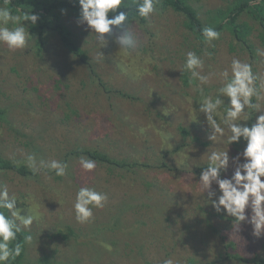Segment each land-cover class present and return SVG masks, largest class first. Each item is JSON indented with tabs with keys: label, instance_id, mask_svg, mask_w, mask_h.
Instances as JSON below:
<instances>
[{
	"label": "rangeland",
	"instance_id": "1",
	"mask_svg": "<svg viewBox=\"0 0 264 264\" xmlns=\"http://www.w3.org/2000/svg\"><path fill=\"white\" fill-rule=\"evenodd\" d=\"M229 1L188 3L205 19L207 11L225 8ZM78 16L64 11L62 21L86 52L90 67L69 53L55 33L38 52L37 34L26 22L33 39L29 37L25 49L10 51L0 45V109L5 110L0 157L27 166V154L34 153L37 161L68 164L64 177L46 169L34 177L0 170V183L15 195L17 207L25 209L21 215L31 206L37 217L25 229L33 236L24 245L25 261L44 264L45 254L54 264H163L168 258L176 264H209L227 251L248 259L264 257V233L255 236L248 222L234 231L233 218L225 211L217 213L198 183L210 152L229 147L234 157L246 142L228 145L226 138L208 139L204 116L193 121L191 115L200 93L195 83L185 84L181 74L185 72L189 81L190 74L183 70L187 51L202 56L205 72L217 73L229 68L233 57L249 62V52L226 30L213 41L214 47L202 43L185 27L184 18L168 9L158 11L143 27L135 24L141 43L124 56L110 38L105 46L97 42L96 34L78 23ZM115 39H121L119 33ZM258 44L256 51H264ZM100 51L103 57L98 60ZM253 65L254 72L264 74V57L258 51ZM221 80L214 76L203 86L204 94L215 96ZM255 103L264 108V90ZM218 111L223 115L222 108ZM182 128L188 132L185 136ZM80 147L100 150L128 166L96 163V169L86 173L79 157L69 156ZM134 164L138 166L132 168ZM234 167L230 160L221 178H231ZM82 185L108 196L87 223H78L73 210ZM217 187L212 185L213 190ZM246 215L250 219V208ZM66 228L75 236L53 237Z\"/></svg>",
	"mask_w": 264,
	"mask_h": 264
},
{
	"label": "clouds",
	"instance_id": "2",
	"mask_svg": "<svg viewBox=\"0 0 264 264\" xmlns=\"http://www.w3.org/2000/svg\"><path fill=\"white\" fill-rule=\"evenodd\" d=\"M76 2L79 5L78 23L86 25L91 33H95L97 42L103 46L110 38L124 56H130L141 43V36L135 30V24L139 21L130 19V13L134 11L139 18L148 20L158 13L157 5L160 0H132L131 4L128 0ZM7 3L8 0H5L4 5H0V45H5L10 51L25 49L31 36L24 22L29 21L34 25L38 16L35 13L13 14ZM110 13L114 15L110 17ZM116 33L120 34L121 39H115ZM201 35L203 43L212 47L215 46L213 41L220 38V32L211 26L203 27ZM257 51L259 56L264 57V51ZM205 55L210 58L212 53L205 52ZM102 57L100 51L97 59ZM229 68H224L219 73L205 72V60L202 56L195 51L185 53L183 70L190 74L188 82L195 83L201 97L196 103L198 108L193 106V121L201 114L204 116L210 130L208 139L212 142L224 138L228 145L239 143L241 139L246 142L243 151L234 157L229 156V147L227 150L210 152L198 183L203 194L207 193V203L210 202L217 213L225 211L233 218L234 231L239 229L241 222H248L253 226V234L259 237L264 233V108L255 103L253 98L259 99L261 90H264V74L254 72L251 63L237 57L232 58ZM217 75L222 80L221 86L215 90L216 95H205L203 86ZM221 108L223 115L218 111ZM254 116L255 121L250 126L242 123L251 121ZM241 157L243 162H240ZM230 160L235 166L234 173L231 178H221V173L228 169ZM26 161L33 175L41 169L54 172L58 177L67 175L68 164L61 160L37 161L33 153L27 154ZM79 166L90 173L96 169L97 164L90 157L80 156ZM213 184L218 186L217 189H212ZM107 200L106 193L87 185L79 186L73 204L76 221L89 222L94 215L93 209L103 208ZM17 204V198L9 194L7 184L0 183V264H6L10 259L21 255V244L16 243L14 247L11 244L17 239L18 233L30 229L37 219L31 206L26 207V215H21L25 209L18 208ZM248 208L251 209L250 219L246 215ZM32 240L30 232L24 235L25 242L31 243ZM163 264L176 262L168 258Z\"/></svg>",
	"mask_w": 264,
	"mask_h": 264
},
{
	"label": "trees",
	"instance_id": "3",
	"mask_svg": "<svg viewBox=\"0 0 264 264\" xmlns=\"http://www.w3.org/2000/svg\"><path fill=\"white\" fill-rule=\"evenodd\" d=\"M128 2L131 4L132 0H128ZM0 3L4 5L5 0H0ZM7 6L13 14H37L38 20L36 24L33 25L29 21L25 22L28 24L29 29L37 34L36 49L38 52L42 51L43 46H45L46 37L55 33L69 53L79 59L80 62L90 67L86 52L77 44L74 40V33L62 21V14L64 11L79 13V5L76 0H8ZM157 7L160 12L171 9L178 15H181L184 18L185 27L202 43L203 37L201 35V30L205 26H211L220 33L225 30L228 31L239 45L249 52V63L252 65L256 60L257 51L254 45L256 41H258V45L264 48V0H230L225 8H216L207 11L205 19L200 18L195 8L188 3V0H160ZM120 10L127 11L125 9ZM109 15L111 17L114 14L110 13ZM130 19L138 20V24L141 27L146 23V20L136 16L134 11L130 13ZM253 30H256L258 33L254 35ZM254 68L255 65H253V71L255 70ZM183 79L185 84H187L188 79L185 72L183 73ZM117 95L127 98V94ZM253 101H256L255 97ZM4 113L5 110L0 109V119L4 117ZM252 120L248 121L249 126ZM181 132L184 136L188 133L183 128ZM69 156L90 157L95 160L97 164H106L108 166L118 165L120 168H127L128 166L125 161L119 162L110 157L109 154L92 148L80 147L75 150H70ZM137 166V164H134L132 168H136ZM0 170H11L23 177H34L36 175H33L32 171L24 162L14 163L12 160L3 157H0ZM28 233L29 232L24 230L17 234V239L12 242L11 246L14 247L16 243H20L22 246V253L19 257L10 259L6 264H29L25 261L27 249L25 250L24 246V235ZM71 236L75 235L70 228H66L65 231L57 230L56 233H53V237H61L64 240L70 239ZM231 244L232 243L226 245L225 249L227 250ZM41 257L44 264H54L52 258L46 254L41 255ZM222 261L230 263L236 262L239 264H264V257L256 255L248 259L238 254H229L227 251L223 256H220L217 260L209 264H217Z\"/></svg>",
	"mask_w": 264,
	"mask_h": 264
}]
</instances>
